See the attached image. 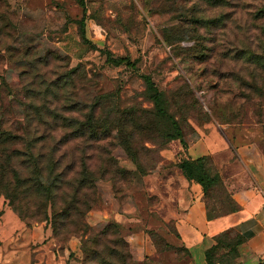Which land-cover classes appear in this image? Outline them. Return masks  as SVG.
Instances as JSON below:
<instances>
[{
    "label": "rangeland",
    "instance_id": "1",
    "mask_svg": "<svg viewBox=\"0 0 264 264\" xmlns=\"http://www.w3.org/2000/svg\"><path fill=\"white\" fill-rule=\"evenodd\" d=\"M215 124L264 158V0H0V199L64 264H181L177 163Z\"/></svg>",
    "mask_w": 264,
    "mask_h": 264
},
{
    "label": "crops",
    "instance_id": "2",
    "mask_svg": "<svg viewBox=\"0 0 264 264\" xmlns=\"http://www.w3.org/2000/svg\"><path fill=\"white\" fill-rule=\"evenodd\" d=\"M185 155L183 160L209 157L212 172L218 174L236 208L208 218L201 186L193 179H185L178 170L171 215L178 242L185 252L181 264H206L205 250L225 231L240 237L239 243L232 246L229 257L232 264H259L264 257V158L252 143L228 139L219 124L202 132ZM0 240V246L8 252L21 249L19 255H6L9 264H64L50 250L42 226H26L1 199ZM228 249L217 247L215 256Z\"/></svg>",
    "mask_w": 264,
    "mask_h": 264
},
{
    "label": "trees",
    "instance_id": "3",
    "mask_svg": "<svg viewBox=\"0 0 264 264\" xmlns=\"http://www.w3.org/2000/svg\"><path fill=\"white\" fill-rule=\"evenodd\" d=\"M120 60L121 59L112 60V61H120ZM145 81H146L145 82L146 91L152 100V105L155 109V112L158 113L157 120H159V121L161 119L172 120L171 116L167 114L165 108H163L160 104L161 92L158 91L157 88L151 82H149L148 79H146ZM168 120H165V121H168ZM170 123H172V122H170ZM175 134H177V131L175 132ZM2 135H3V133H2ZM166 136H171V134L168 133ZM43 138H48V135L44 134ZM51 147H52L51 149L53 152H58L61 145L57 143V146L53 144ZM63 156H64V153L61 152L60 155H58L56 160H60ZM205 158L207 159V156H200V157H197L194 159L181 160L177 163V168L185 179H188V180L193 179L201 186L204 197L207 199L208 192L213 187H215L216 185L221 184V182H220V179L218 177V174L216 172H211L209 167H208L211 161L209 162V164L207 166L205 161H204ZM59 183H61V180H59ZM80 188H81V185L77 184V187L75 188L74 193H72L69 196V201L66 203V206L63 207L62 215L64 217H66V216H68V217L69 216H78L79 213L81 212L80 206L82 205V201L80 200L79 197H77ZM62 201H64V198ZM229 201L232 205L230 210L235 209L236 206L233 204V202L230 198H229ZM206 207L208 208V211L206 213V216L208 218L215 217V216L219 215V213L211 214V212H209L210 211L209 209L211 208V206L209 207L207 205V203H206ZM65 213H67V215ZM18 216H19V214H18ZM239 241H240V237L237 234H231L230 231H225V232L217 235L215 237V244L210 246L204 252L206 264H214L215 262H218L220 264H232L229 261V257L232 255V252H233L232 246L239 243ZM217 247H218V249L224 248V247H229V249L226 253H220L218 256H215Z\"/></svg>",
    "mask_w": 264,
    "mask_h": 264
},
{
    "label": "built area",
    "instance_id": "4",
    "mask_svg": "<svg viewBox=\"0 0 264 264\" xmlns=\"http://www.w3.org/2000/svg\"><path fill=\"white\" fill-rule=\"evenodd\" d=\"M259 264H264V257H263L262 260L259 262Z\"/></svg>",
    "mask_w": 264,
    "mask_h": 264
}]
</instances>
